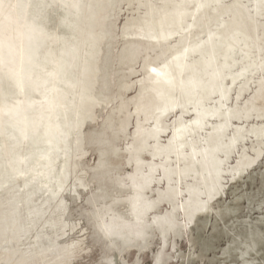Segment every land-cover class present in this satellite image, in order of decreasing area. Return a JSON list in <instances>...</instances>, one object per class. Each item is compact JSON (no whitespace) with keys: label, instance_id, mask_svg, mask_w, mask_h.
I'll list each match as a JSON object with an SVG mask.
<instances>
[{"label":"rangeland","instance_id":"rangeland-1","mask_svg":"<svg viewBox=\"0 0 264 264\" xmlns=\"http://www.w3.org/2000/svg\"><path fill=\"white\" fill-rule=\"evenodd\" d=\"M0 264H264V0H0Z\"/></svg>","mask_w":264,"mask_h":264},{"label":"bare ground","instance_id":"bare-ground-1","mask_svg":"<svg viewBox=\"0 0 264 264\" xmlns=\"http://www.w3.org/2000/svg\"><path fill=\"white\" fill-rule=\"evenodd\" d=\"M203 48V47H202ZM204 48H206V47H204ZM220 50V49H219ZM185 58V57H184ZM185 61V60H184ZM180 63H181V61H180ZM242 65V64H241ZM247 71V70H246ZM241 75V74H240ZM212 93V92H211ZM215 93V92H214ZM217 98V97H216ZM215 98V99H216ZM215 102V101H214ZM214 104V106H215V103H213ZM219 104V103H218ZM177 106H178V104H177ZM214 106L212 105L211 107H210V111H204V109L201 111L202 113H204L205 115H207V117H209L212 121L213 120H215L216 119V115H214V114H212V113H214L215 111L213 110V108H214Z\"/></svg>","mask_w":264,"mask_h":264}]
</instances>
